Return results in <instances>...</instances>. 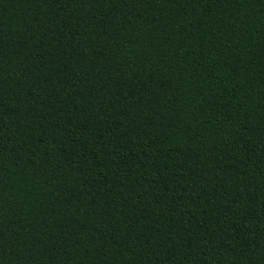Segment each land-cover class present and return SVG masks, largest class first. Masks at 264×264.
Masks as SVG:
<instances>
[{
  "label": "trees",
  "instance_id": "16d2710c",
  "mask_svg": "<svg viewBox=\"0 0 264 264\" xmlns=\"http://www.w3.org/2000/svg\"><path fill=\"white\" fill-rule=\"evenodd\" d=\"M0 264H264V0H0Z\"/></svg>",
  "mask_w": 264,
  "mask_h": 264
}]
</instances>
